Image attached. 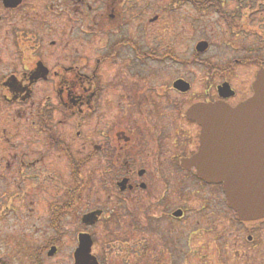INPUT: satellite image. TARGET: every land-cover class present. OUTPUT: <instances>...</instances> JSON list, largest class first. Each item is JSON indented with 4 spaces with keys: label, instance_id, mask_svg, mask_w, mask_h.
I'll return each instance as SVG.
<instances>
[{
    "label": "flooded vegetation",
    "instance_id": "af4514ba",
    "mask_svg": "<svg viewBox=\"0 0 264 264\" xmlns=\"http://www.w3.org/2000/svg\"><path fill=\"white\" fill-rule=\"evenodd\" d=\"M217 38L229 43L230 53L212 51ZM209 54L214 60L200 64L208 82L217 79L210 94L190 99L191 82L173 72L163 84L152 78L158 69H173L175 55L186 68L189 56ZM259 71L264 0H0V184H24L46 203V225L58 233L61 218L76 209L86 166L96 200L80 218L76 247L80 235L90 237V254L101 264L92 253L93 232L117 225L123 241H108L107 249L123 251L120 262L161 264L176 249L169 233L190 239L191 192L218 188L224 211H231L221 185L203 182L187 165L200 135L187 110L198 103L236 107L250 97ZM93 169L109 177L113 197L96 196L100 180ZM162 170H177L178 179ZM64 181L71 186L66 201ZM201 201L196 208L206 221L214 203ZM106 203H118L119 212ZM92 213L93 222L84 224ZM246 239L257 241L254 234Z\"/></svg>",
    "mask_w": 264,
    "mask_h": 264
},
{
    "label": "rangeland",
    "instance_id": "374dc122",
    "mask_svg": "<svg viewBox=\"0 0 264 264\" xmlns=\"http://www.w3.org/2000/svg\"><path fill=\"white\" fill-rule=\"evenodd\" d=\"M255 19H258L257 15L252 17L251 20ZM214 43L216 44H214L212 51H217L219 55H222V52L230 53L231 46L229 43L226 44L223 40L220 41L219 38ZM190 44L191 42L188 43L189 46ZM210 55L201 58H193L192 56L190 58L189 56L190 64L189 66L185 65L186 68L178 63L183 58L175 55L176 63L173 69L170 68L168 73H166V70L158 69V73L154 74L155 76L152 78L157 84H163L167 82L168 74L171 76L170 72H173L174 77L185 76L191 82L190 99L201 96L205 90L210 94L214 87L210 89L208 87L214 84L217 79L214 76V80L208 82L207 71L200 64V62H212L214 58ZM194 61L199 63H194ZM237 75L242 79L249 77L240 72H237ZM241 89L244 90L243 87ZM238 90L240 91V86H238ZM132 156L130 155V157ZM93 171L94 179L100 180L96 196L101 200H103L102 196L110 195L113 197L114 188L109 182V177L100 176V170L93 169ZM87 173L88 168L85 166L81 173L85 187L76 193L78 202L75 211L72 210L71 214L69 211L61 218V230L58 233L52 231L46 225L49 221L48 214L45 213L46 203L35 201L34 194L32 192L27 193L24 184L19 187L17 182L12 184V181L5 185L0 184V260L5 261L7 264H73L76 235L83 230L80 218L93 208L92 202L96 200V198L91 197V181L89 176L87 177ZM103 173L108 176L110 174L109 171H103ZM160 174L175 181L178 179L179 173L177 170H173V172L162 170ZM104 178H108V180ZM66 183L63 182V201L67 200L65 195L69 186ZM186 186L193 191L196 184L189 181ZM101 191L105 195H100ZM197 195L201 196V203H214L209 205L205 210V214H203L206 221H204L202 215H199L200 212L196 208L200 204ZM220 200L221 192L218 188L202 189L198 190L197 193L191 192L190 207L192 212L190 229L188 230L190 239L186 241V236L183 237L181 232L176 230L174 232L176 234L175 238L169 233L167 237L171 238L176 249L165 253L171 255V257L175 256V258L181 259L182 257L184 260L182 264H264V221L239 222L235 219L232 210L227 209V211H224V200L222 199V203ZM111 203L106 204L118 213V203H115L114 207ZM215 204L217 205L214 206ZM198 221L199 223H197ZM112 227L111 231L105 230L103 225L95 229L93 232L95 244L92 253L99 258L101 264H124V262H120V253L123 251L120 249L112 251L107 249L108 241L116 240L114 242H119L120 238L123 241L122 237L119 238L121 232L118 226L116 225L115 228L112 225ZM194 229H198L195 236ZM112 231L115 232L112 234ZM247 234H254L257 241L249 244L246 239ZM53 247L56 249L49 255L48 253L53 250L51 249ZM161 253L162 251H159L158 255ZM166 254L162 257L164 264L171 261L168 260ZM170 264L175 263L171 261Z\"/></svg>",
    "mask_w": 264,
    "mask_h": 264
},
{
    "label": "water",
    "instance_id": "95a60500",
    "mask_svg": "<svg viewBox=\"0 0 264 264\" xmlns=\"http://www.w3.org/2000/svg\"><path fill=\"white\" fill-rule=\"evenodd\" d=\"M186 115L200 127L198 151L187 165L204 182L222 185L239 221L264 219V73H257L252 95L238 106L198 103ZM93 216H84L82 222L92 223ZM78 242L73 264H97L90 255V237L80 235Z\"/></svg>",
    "mask_w": 264,
    "mask_h": 264
},
{
    "label": "trees",
    "instance_id": "16d2710c",
    "mask_svg": "<svg viewBox=\"0 0 264 264\" xmlns=\"http://www.w3.org/2000/svg\"><path fill=\"white\" fill-rule=\"evenodd\" d=\"M75 200H77V199L75 198ZM72 205L73 204L71 203V206L70 207H72ZM68 209L70 210L71 208H67L66 206L63 207V210L64 211H67ZM0 264H7V263L5 261H3V260H0Z\"/></svg>",
    "mask_w": 264,
    "mask_h": 264
}]
</instances>
